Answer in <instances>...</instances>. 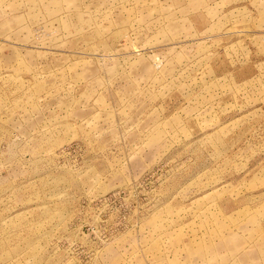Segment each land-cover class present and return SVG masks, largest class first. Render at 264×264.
<instances>
[{
    "label": "rangeland",
    "instance_id": "obj_1",
    "mask_svg": "<svg viewBox=\"0 0 264 264\" xmlns=\"http://www.w3.org/2000/svg\"><path fill=\"white\" fill-rule=\"evenodd\" d=\"M0 264H264V0H0Z\"/></svg>",
    "mask_w": 264,
    "mask_h": 264
}]
</instances>
